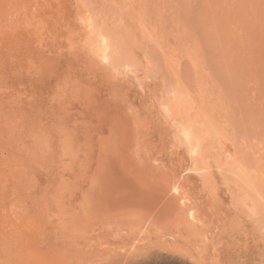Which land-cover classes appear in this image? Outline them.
I'll use <instances>...</instances> for the list:
<instances>
[{
  "label": "rangeland",
  "instance_id": "obj_1",
  "mask_svg": "<svg viewBox=\"0 0 264 264\" xmlns=\"http://www.w3.org/2000/svg\"><path fill=\"white\" fill-rule=\"evenodd\" d=\"M0 264H264V0H0Z\"/></svg>",
  "mask_w": 264,
  "mask_h": 264
},
{
  "label": "bare ground",
  "instance_id": "obj_2",
  "mask_svg": "<svg viewBox=\"0 0 264 264\" xmlns=\"http://www.w3.org/2000/svg\"><path fill=\"white\" fill-rule=\"evenodd\" d=\"M82 20V19H81ZM83 20L86 22V20L83 18ZM83 21V22H84ZM82 23V22H81ZM85 25H87V26H85V28L86 27H88V28H91V30L89 31V33H88V38H89V40H92V38H94L95 36H96V33H95V31L92 29L93 28V26H91L88 22H87V24L85 23ZM93 34V35H92ZM97 37H98V35H97ZM101 39H102V44H103V49L102 50H100V51H98L99 53H96L94 56L96 57V59H97V57H98V62L100 63L101 62V64H103V63H106V64H111V61H112V56H113V54L115 55V56H118L119 54H120V49H119V47L118 46H115V45H112V43H111V41L109 40V39H107V38H103L102 36L100 37ZM89 59L92 61L93 60V58H92V55H90L89 56ZM100 60V61H99ZM94 62L96 61V60H93ZM92 61V62H93ZM103 62V63H102ZM95 63H97V62H95ZM35 79H37V77L35 78ZM35 79H33V82L32 83H35L34 82V80ZM36 82H38V80H36ZM134 118V117H133ZM136 118V117H135ZM137 123V122H136ZM140 132V131H139ZM138 133V132H137ZM185 135L187 136V138L188 139H190L191 137H192V133L190 132V131H185ZM120 137H122V135L120 136ZM146 139V138H145ZM120 154H123V153H120ZM124 156V155H123ZM120 157H122V156H120ZM120 157H118V158H116L115 159V161H116V163H114L115 161H112V162H110V166L106 169V171H105V178H104V182H103V184L105 185V187H106V189H107V191H108V195H109V197H111L112 198V207H114V206H119V208L122 210V209H132V210H136L137 208L138 209H142L141 211L142 212H144V214L145 213H147L148 215H149V217H147V215H146V217L148 218V219H150L151 221H152V223L153 224H155V225H158L159 224V222H160V215L157 217L156 215H154V214H152V212H151V210H148V209H145L142 205H143V203H144V201L146 202V199H148V200H154L155 198H158V199H165V202L167 203V199H166V197H167V194H166V190H163L162 189V184H161V182L159 181V180H157L156 182H155V180H153L154 181V183H150L149 185H148V183L146 184L145 183V181H143V180H140L141 178H145L146 179V175H149V176H151V174L149 173V172H146L145 170H144V168H143V166H141V168H139V169H137L138 170V173L140 172V175H142V177L141 178H138V177H140V176H136V178H138V180H140L141 182H139V183H137L136 182V187L134 186L133 187V190H130V191H132V192H130L128 189L129 188H127V189H125V188H123V182L125 181V178H126V180H127V177L126 176H129L130 174L128 173V172H126L127 174H126V176L124 175V181H123V179H122V176L120 177V178H118L117 176H119V175H117L116 177H115V174H116V172H118L119 171V169H118V167H119V165H120V161H124L122 158H120ZM140 156H138V158L137 159H139L140 160V158H139ZM124 158V157H123ZM144 159V158H143ZM142 160V159H141ZM140 160V161H141ZM145 160V159H144ZM147 160V159H146ZM145 160V161H146ZM121 162V163H122ZM126 162H129V160L128 161H126ZM124 163V162H123ZM122 163V164H123ZM130 164H131V162H129ZM128 163V164H129ZM138 163H140V162H138ZM135 164H137V163H135ZM124 165H126V163H124ZM123 165V166H124ZM138 165V164H137ZM140 165H141V163H140ZM132 166V165H131ZM139 166V165H138ZM153 168H156V167H153ZM123 169L124 170H126V171H128L127 170V168H126V166H124L123 167ZM122 169V171H124ZM141 169V170H140ZM156 169H159V168H156ZM135 170V169H134ZM137 170H135V171H137ZM133 172V173H137V172ZM121 172V171H120ZM131 172V171H130ZM137 173V174H138ZM133 176V175H132ZM115 177V178H114ZM131 177V176H130ZM152 177V176H151ZM150 178V177H149ZM148 178V179H149ZM133 179H134V176H133ZM152 179V178H151ZM147 180V179H146ZM152 181V182H153ZM138 193H141L140 195H137ZM118 208V207H117ZM119 209V210H120ZM144 210V211H143ZM191 211V210H190ZM189 211V212H190ZM112 214V213H111ZM121 215V214H120ZM123 215V214H122ZM143 216V215H142ZM163 216V215H162ZM115 218H116V216H115ZM117 220H119L118 218H116ZM115 220V219H114ZM114 221L113 222V224L116 222H118V221ZM130 220V219H129ZM165 221H164V226L166 227V226H173L174 228H175V233H176V238H177V240L178 241H180L181 243H182V241H189L190 239H191V237H189V236H192L193 237V233L190 231L191 229H187L186 228V225H185V223H184V219H183V217L182 216H177L176 215V213L175 212H172L170 215H168V216H165V219H164ZM121 221H123V220H121ZM128 221V220H127ZM119 223V222H118ZM162 223V222H161ZM124 223H122V225H123ZM133 224V226H135L137 223H132ZM117 225H119V224H117ZM126 225V224H125ZM130 225V224H129ZM119 228V227H118ZM132 228V227H131ZM121 229V228H120ZM123 229V228H122ZM124 229H125V227H124ZM133 229V228H132ZM187 239H189V240H187ZM193 241V240H192ZM189 243V242H188ZM188 245V244H187Z\"/></svg>",
  "mask_w": 264,
  "mask_h": 264
}]
</instances>
